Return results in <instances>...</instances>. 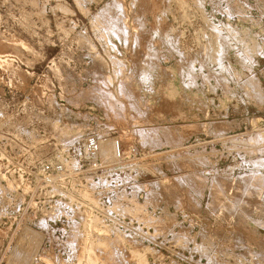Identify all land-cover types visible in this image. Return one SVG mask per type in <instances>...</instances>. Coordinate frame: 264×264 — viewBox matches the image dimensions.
<instances>
[{"label":"rangeland","instance_id":"374dc122","mask_svg":"<svg viewBox=\"0 0 264 264\" xmlns=\"http://www.w3.org/2000/svg\"><path fill=\"white\" fill-rule=\"evenodd\" d=\"M92 131L124 160L0 264H264V0H0V202Z\"/></svg>","mask_w":264,"mask_h":264},{"label":"built area","instance_id":"2783aa9c","mask_svg":"<svg viewBox=\"0 0 264 264\" xmlns=\"http://www.w3.org/2000/svg\"><path fill=\"white\" fill-rule=\"evenodd\" d=\"M105 133L99 136L94 131L89 132L68 148L72 154L70 159L41 162L34 171L22 167L21 160H4L5 164L18 167H13V172H7L6 169L3 173L7 180L13 181V189H8L5 198L0 202V222L9 225L10 228L14 225V230L18 226L32 227L36 214L44 208L48 210L55 202H59L64 212L68 211L71 214L72 210L77 208V204L65 195L75 197L74 193H77L75 182L83 178L81 163L87 164L88 170L92 171L99 169L101 165L104 166L99 154L101 142L105 139L111 142L114 165L124 160L120 138L110 131ZM112 189L113 187L110 191ZM16 214L20 216L19 219L16 218ZM62 235L61 232L57 235L60 238L57 237V241L61 240ZM45 242H52V238L48 237Z\"/></svg>","mask_w":264,"mask_h":264},{"label":"bare ground","instance_id":"6f19581e","mask_svg":"<svg viewBox=\"0 0 264 264\" xmlns=\"http://www.w3.org/2000/svg\"><path fill=\"white\" fill-rule=\"evenodd\" d=\"M102 144V143H101ZM111 142H105V144L103 145H100V151H99V154L101 155V157L104 159V160H108L111 158V154H113L112 152V148H111ZM13 251V250H12ZM12 253V252H11ZM10 256V255H9ZM10 258V257H8ZM26 258V257H25ZM30 258V257H29ZM29 258H26L24 260H21V263L20 264H27L28 261H29ZM28 259V260H27Z\"/></svg>","mask_w":264,"mask_h":264}]
</instances>
